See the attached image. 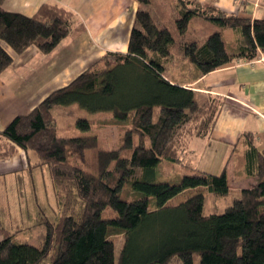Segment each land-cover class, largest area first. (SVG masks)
<instances>
[{
  "label": "trees",
  "instance_id": "obj_1",
  "mask_svg": "<svg viewBox=\"0 0 264 264\" xmlns=\"http://www.w3.org/2000/svg\"><path fill=\"white\" fill-rule=\"evenodd\" d=\"M134 1L126 53H106L0 132V158L15 148L34 152L48 168L57 201V214L41 220V245L6 234L0 264H195V256L198 264H264V157L249 143L246 173L256 181L218 213L216 200L229 194L225 172L197 171L181 157L191 138L211 133L222 101L170 83L162 62L186 60L206 75L235 60L252 61L264 55V19L197 0ZM194 21L210 29L207 41L188 32ZM75 24V15L58 5H42L31 17L0 7V74L12 62L1 43L15 54L30 46L49 54ZM223 29L241 34L231 53ZM81 112H112L115 124L130 126L120 146L98 150L93 123ZM59 115L74 117L73 129L59 127ZM87 151H94L91 172L82 166ZM161 161L188 171L176 184L157 183ZM125 188L131 198L123 200ZM178 195L183 200L170 204Z\"/></svg>",
  "mask_w": 264,
  "mask_h": 264
},
{
  "label": "crops",
  "instance_id": "obj_2",
  "mask_svg": "<svg viewBox=\"0 0 264 264\" xmlns=\"http://www.w3.org/2000/svg\"><path fill=\"white\" fill-rule=\"evenodd\" d=\"M197 1L238 17L264 19V0ZM45 4L71 11L76 24L49 54H42L35 46H30L22 54H15L1 43L12 62L0 74V132L14 117L28 114L50 93L90 70L106 53H126L138 8L134 0H0L3 10L26 17L33 16ZM167 8L169 10L170 6ZM193 25L202 27L209 36L206 23L194 21L188 25V32L205 42V38L193 33ZM228 30L231 31L221 30V36L225 51L231 53L236 48L230 41L227 44ZM162 62L166 69L164 77L170 83L191 89L199 98L213 96L221 99L211 133L205 138H191L181 158L188 167L200 172L212 175L225 172L229 193L238 196L241 189L256 181L246 173L245 157L249 143L264 157V55L259 54L249 62L235 60L206 75H201L198 70L192 71L193 77L180 75L172 68L186 60L170 58ZM90 115L83 116L92 121L93 130L106 124L119 126L113 120L98 122L93 114ZM57 118L63 117L57 116L56 123ZM64 119L76 120L72 116ZM73 127L66 124L61 128ZM1 142L4 144L5 141ZM159 164L174 168L180 179L188 171L167 161ZM221 199L216 200L217 210ZM56 214L53 183L48 168L39 164L36 154L15 148L11 155L0 158V240L7 234L14 242L39 247L45 234V229L39 232V228L44 227L41 220ZM35 231L37 236L33 235Z\"/></svg>",
  "mask_w": 264,
  "mask_h": 264
},
{
  "label": "rangeland",
  "instance_id": "obj_3",
  "mask_svg": "<svg viewBox=\"0 0 264 264\" xmlns=\"http://www.w3.org/2000/svg\"><path fill=\"white\" fill-rule=\"evenodd\" d=\"M170 5V4H169ZM257 17H262L261 15H258ZM202 27L198 26H191V30H193L194 34L197 36H200L201 38H205L206 41L208 40V37L206 35V32L204 33L201 29ZM227 44L229 45L228 41H230V44L234 46L233 48H238L239 45L242 43L241 34L238 30H228L227 34ZM230 51V49H228ZM186 65H188V68H186ZM174 71L180 73V75L186 76L187 74L191 77L194 76V73L192 71H196L197 69L193 64H190V62H185L182 65L177 64V66H172ZM171 73V71H170ZM167 75V74H166ZM82 113V112H81ZM86 117L91 116L87 113L83 114ZM97 119L98 122H108L109 120H113L112 112H98L92 115ZM109 123H112L109 122ZM57 124L59 127H63L66 124H72L75 125V121L73 119H64V118H57ZM112 126V125H111ZM107 124L105 126L95 127L94 133L97 136V149L98 150H112L116 149L120 146L121 140L124 137V130L126 127L130 126H124V125H117L118 127H111ZM134 139H136L135 136H133ZM96 149V150H97ZM94 151H87L86 152V158L85 162L83 163L84 170L87 171H93L94 169ZM33 153V152H32ZM155 182L157 183H170V184H176L180 181V177L178 176V173L174 170V168L170 166H166L163 164H159L155 168ZM128 187V186H126ZM237 197L234 193H229L226 198L219 200L218 202V213H222L225 209V207L232 202V200ZM121 198L124 199H130L131 195L128 192V188H125L124 192L121 193ZM183 200V195H178L177 197L173 198L169 203L170 204H178ZM212 201V200H210ZM209 200L206 201V206L208 207ZM150 208H154L153 200H151ZM209 209V208H208ZM213 209V207H212ZM39 232L44 231V227L41 226L39 228ZM33 235L37 236V231L33 232ZM34 236V239L36 238ZM198 257L195 256V264H198Z\"/></svg>",
  "mask_w": 264,
  "mask_h": 264
}]
</instances>
